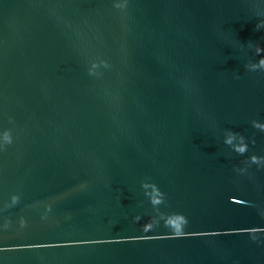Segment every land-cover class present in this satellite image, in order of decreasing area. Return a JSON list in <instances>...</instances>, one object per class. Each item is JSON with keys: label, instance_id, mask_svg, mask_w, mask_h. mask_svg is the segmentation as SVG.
I'll use <instances>...</instances> for the list:
<instances>
[{"label": "water", "instance_id": "1", "mask_svg": "<svg viewBox=\"0 0 264 264\" xmlns=\"http://www.w3.org/2000/svg\"><path fill=\"white\" fill-rule=\"evenodd\" d=\"M113 5L0 0V264H264V0Z\"/></svg>", "mask_w": 264, "mask_h": 264}, {"label": "clouds", "instance_id": "2", "mask_svg": "<svg viewBox=\"0 0 264 264\" xmlns=\"http://www.w3.org/2000/svg\"><path fill=\"white\" fill-rule=\"evenodd\" d=\"M126 0H114V7L116 8H123L125 6ZM256 28L258 30L264 29V23L258 22L256 25ZM248 47L252 49L254 54L258 57L255 61L253 60H247L244 63V68L249 72H255L260 71L264 72V48H261L259 44H253L249 43ZM100 63L104 64L105 67H107V63L104 60H100ZM90 67L88 68L89 75H94L92 69L97 67V63L95 60L91 61ZM237 79L239 78V75L234 73L233 74ZM252 126L254 128H259L261 131H264V122H258V121H252ZM11 134L10 130L3 129L0 130V149L4 147L5 144L11 143ZM251 143H254V141H249ZM249 142H246L245 137L237 132L232 131L231 129H226L223 135V143L226 145H229L231 149L237 153V154H243L246 149ZM261 161H264V157L261 158ZM253 162H256L255 157H253ZM239 172H244L245 169L238 168L236 169ZM142 187L145 189L151 188V192L147 193L149 197V203L151 204H158L161 202V198L163 197L164 193L161 192V190L158 188V186L153 182H144L142 183ZM11 202L15 204L18 200V197L16 195H12L10 197ZM46 210H50L49 205H45ZM164 226L169 230L167 235L172 237H183L186 233L183 230V226L186 224V217L179 212H171L164 214ZM134 221H139L140 216L136 215L133 216ZM21 223H23V220H21ZM157 223V221L154 220L153 217L149 216L144 223L141 224V230L143 232H148L153 228V226ZM262 230H264V227H261ZM148 238V237H144ZM252 239H256V236H253Z\"/></svg>", "mask_w": 264, "mask_h": 264}]
</instances>
